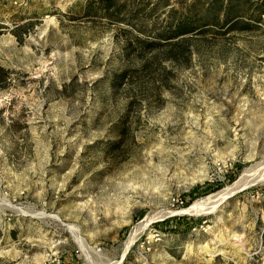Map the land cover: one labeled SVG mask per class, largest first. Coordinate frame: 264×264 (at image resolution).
I'll use <instances>...</instances> for the list:
<instances>
[{
	"label": "rangeland",
	"instance_id": "obj_1",
	"mask_svg": "<svg viewBox=\"0 0 264 264\" xmlns=\"http://www.w3.org/2000/svg\"><path fill=\"white\" fill-rule=\"evenodd\" d=\"M190 1L0 0V264H264L263 180L183 211L264 159V14L163 39Z\"/></svg>",
	"mask_w": 264,
	"mask_h": 264
},
{
	"label": "trees",
	"instance_id": "obj_2",
	"mask_svg": "<svg viewBox=\"0 0 264 264\" xmlns=\"http://www.w3.org/2000/svg\"><path fill=\"white\" fill-rule=\"evenodd\" d=\"M148 2L149 0H86L85 13H99L113 21L115 20L131 25L129 16H127L129 10L133 9L134 4L140 5L141 9L143 8V10H145L149 7ZM198 2H200V0H191L189 4L185 6V8L174 9V7H172L167 11V16L170 18V22H167V27H165V30L168 32H164V34H162L165 36L162 37L163 39H175L193 32L203 34L212 29V27L225 28L227 26V28L224 29L226 32L234 29V26L237 23H241V15L238 11H241V4L243 5V2L240 3L238 0H236V2L234 0H227V3L224 1L226 5L222 6V0H210L209 2L213 6L212 8L195 9ZM216 4L221 5L222 9H219V7H214ZM154 5L167 7L171 4L170 0H157V4L154 3ZM150 10H154V8L151 7ZM262 14H264V0L252 1V26H254V24L256 25V22L262 21ZM125 16L128 17L126 18L127 20L125 19ZM133 28L138 32L140 31L138 28H135L134 25ZM137 43L141 44L145 48H150L152 45H154L153 42L144 40L140 41V39H137ZM124 77L125 74L120 73L117 75L116 81L123 79ZM232 180L233 178L230 179V181ZM197 189L199 188H196L191 192L190 198L186 202V205H188L194 199L196 195L195 191ZM212 190L213 188H208L203 191V194H206ZM201 220L202 219L199 218L197 219V222ZM166 221L168 220H164V222Z\"/></svg>",
	"mask_w": 264,
	"mask_h": 264
},
{
	"label": "bare ground",
	"instance_id": "obj_3",
	"mask_svg": "<svg viewBox=\"0 0 264 264\" xmlns=\"http://www.w3.org/2000/svg\"><path fill=\"white\" fill-rule=\"evenodd\" d=\"M256 180L264 181V159L262 161H259V163L255 165V167L243 170L236 180H234L231 184H229L219 192L211 194L206 198L194 201L188 208L184 209L183 211L194 214H200L214 210L215 208L219 207L223 203V201L229 196H231L233 193L238 192L239 190L243 189L244 187L253 183ZM170 213L171 211H164L161 213V217L162 215H167ZM152 220H154V217L148 216V218H146L143 223L139 225V228L130 234L126 241L125 249L123 250V255L133 244L135 236L136 234H138V231L146 227Z\"/></svg>",
	"mask_w": 264,
	"mask_h": 264
},
{
	"label": "water",
	"instance_id": "obj_4",
	"mask_svg": "<svg viewBox=\"0 0 264 264\" xmlns=\"http://www.w3.org/2000/svg\"><path fill=\"white\" fill-rule=\"evenodd\" d=\"M235 194H236V193H233V194H232L231 196H229V197H232V196H234ZM229 197H228V198H229ZM225 200H226V199H225ZM225 200H224V201H225ZM224 201H223V202H224ZM127 252H128V251H126V252H125V254L123 255V257H122V259H121V262H122V261H123V259L125 258V256H126Z\"/></svg>",
	"mask_w": 264,
	"mask_h": 264
}]
</instances>
